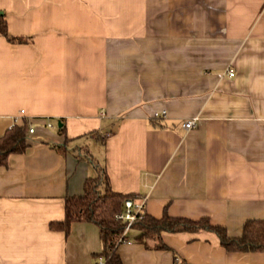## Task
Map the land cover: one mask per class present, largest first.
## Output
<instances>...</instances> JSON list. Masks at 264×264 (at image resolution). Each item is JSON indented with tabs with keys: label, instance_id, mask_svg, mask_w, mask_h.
<instances>
[{
	"label": "crops",
	"instance_id": "crops-1",
	"mask_svg": "<svg viewBox=\"0 0 264 264\" xmlns=\"http://www.w3.org/2000/svg\"><path fill=\"white\" fill-rule=\"evenodd\" d=\"M0 11L29 38L0 35V135L21 117L34 128L0 166V264L94 263V223L48 225L96 173L83 146L152 216L166 205L229 235L264 219V0H0ZM64 139L63 154L52 144ZM162 239L170 249L130 239L117 252L123 264H264L206 230Z\"/></svg>",
	"mask_w": 264,
	"mask_h": 264
},
{
	"label": "trees",
	"instance_id": "trees-1",
	"mask_svg": "<svg viewBox=\"0 0 264 264\" xmlns=\"http://www.w3.org/2000/svg\"><path fill=\"white\" fill-rule=\"evenodd\" d=\"M0 35L12 43H24L28 37L13 36L7 30L3 12L0 11ZM32 122L21 117L0 135V166L6 165L7 158L13 153H22L27 148L29 128ZM57 132L65 134L64 122L59 119ZM65 137V136H64ZM102 140L103 138L99 136ZM58 151L65 153L68 144L62 142L52 144ZM77 155L90 161L96 170L95 175L87 176L82 183V191L64 197L63 217L49 222V228L69 233L73 222H92L98 228L101 243L100 250L94 257L102 255L104 264H123L117 252L118 246L130 239L141 243L146 249L164 250L170 247L162 239V232H197L206 230L213 232L219 244L227 251L264 252V219L249 218L243 221L239 235H229L226 227L214 224L209 217L188 218L173 216L163 207L159 217L146 212L144 206L125 230L128 220L121 214L125 210L124 201L135 198L133 193H121L110 187L109 178L104 167H100L87 146L80 147ZM175 264H187L178 255L174 256Z\"/></svg>",
	"mask_w": 264,
	"mask_h": 264
},
{
	"label": "built area",
	"instance_id": "built-area-1",
	"mask_svg": "<svg viewBox=\"0 0 264 264\" xmlns=\"http://www.w3.org/2000/svg\"><path fill=\"white\" fill-rule=\"evenodd\" d=\"M228 76H233L234 75V70L232 68H228L225 72ZM23 111V110H21ZM161 115L165 114V111H161L160 113L155 112L153 114V117H158ZM197 117H193V118H188L182 121L181 126L186 129L189 130L191 128H193L194 126H196L197 124ZM48 127H53L54 125L50 122L46 123ZM34 131L33 127L29 128V133H32ZM124 205H125V210L123 212V214H121L125 219L128 220V223L125 227V230L129 227L130 223L132 222V220L135 218L136 214L138 212H140L143 208V200H138L135 196V198H127L124 201ZM128 242V241H127ZM93 264H104V257L102 255H98L96 256L94 263Z\"/></svg>",
	"mask_w": 264,
	"mask_h": 264
},
{
	"label": "rangeland",
	"instance_id": "rangeland-1",
	"mask_svg": "<svg viewBox=\"0 0 264 264\" xmlns=\"http://www.w3.org/2000/svg\"><path fill=\"white\" fill-rule=\"evenodd\" d=\"M88 134H89V132H88ZM86 140H88V141H91V144H95L94 142L95 141H93L92 139H91V137H86L85 138ZM83 141V140H82ZM93 175H95V173L93 172ZM130 241V240H129Z\"/></svg>",
	"mask_w": 264,
	"mask_h": 264
}]
</instances>
